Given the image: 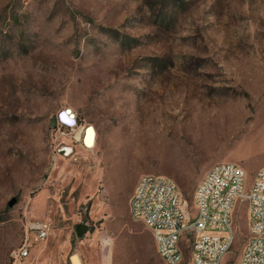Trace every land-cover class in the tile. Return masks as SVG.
<instances>
[{"label": "rangeland", "instance_id": "1", "mask_svg": "<svg viewBox=\"0 0 264 264\" xmlns=\"http://www.w3.org/2000/svg\"><path fill=\"white\" fill-rule=\"evenodd\" d=\"M67 109L93 149L53 124ZM222 162L245 171V190L264 162V0H0V264H163L129 213L138 180H172L193 217ZM246 208L222 264L248 241Z\"/></svg>", "mask_w": 264, "mask_h": 264}, {"label": "built area", "instance_id": "2", "mask_svg": "<svg viewBox=\"0 0 264 264\" xmlns=\"http://www.w3.org/2000/svg\"><path fill=\"white\" fill-rule=\"evenodd\" d=\"M62 111L55 116L56 125L77 130L74 142L90 150L86 139L93 127H81L76 114L64 119L60 115ZM92 143L95 147L94 129ZM245 177V171L236 164L222 162L211 167L194 191L195 215L192 217L187 215V205L172 180L144 175L131 195L139 196V204H130L129 200V213L149 231L158 230V237L152 238L162 263L183 264L185 254L176 256V246H182V238L189 236V264H222L236 237L233 218L236 203L245 202L248 241L237 264H264V162L248 190H245ZM30 233L34 242H44L49 227L46 223H36L30 227ZM28 243L26 240L11 253L15 263L29 257Z\"/></svg>", "mask_w": 264, "mask_h": 264}, {"label": "bare ground", "instance_id": "3", "mask_svg": "<svg viewBox=\"0 0 264 264\" xmlns=\"http://www.w3.org/2000/svg\"><path fill=\"white\" fill-rule=\"evenodd\" d=\"M92 139H93V129L90 128L87 132V139H86V144L89 146L90 149L94 148ZM65 151H66L65 156H68L70 154V151L67 149V150H63L62 152ZM130 204H139V196H131ZM150 232L152 237H158V230H150ZM176 256H183V254L181 253L180 246H176ZM69 261L71 262V264H82V262L80 261L77 255H72L69 258Z\"/></svg>", "mask_w": 264, "mask_h": 264}, {"label": "clouds", "instance_id": "4", "mask_svg": "<svg viewBox=\"0 0 264 264\" xmlns=\"http://www.w3.org/2000/svg\"><path fill=\"white\" fill-rule=\"evenodd\" d=\"M64 119H68L69 117H73L75 116V113L70 110V109H67V110H64L62 111V113L60 114Z\"/></svg>", "mask_w": 264, "mask_h": 264}, {"label": "water", "instance_id": "5", "mask_svg": "<svg viewBox=\"0 0 264 264\" xmlns=\"http://www.w3.org/2000/svg\"><path fill=\"white\" fill-rule=\"evenodd\" d=\"M16 202H17V198L15 197L8 203V207L11 208ZM78 231H79V233L80 232H84L85 228L84 227H79Z\"/></svg>", "mask_w": 264, "mask_h": 264}, {"label": "trees", "instance_id": "6", "mask_svg": "<svg viewBox=\"0 0 264 264\" xmlns=\"http://www.w3.org/2000/svg\"><path fill=\"white\" fill-rule=\"evenodd\" d=\"M170 1H173L174 3L177 2V0H170ZM164 23V21L162 22ZM55 121H53V124H54ZM157 262L156 260V257L154 256V254L152 253L151 256H150V264H155Z\"/></svg>", "mask_w": 264, "mask_h": 264}]
</instances>
